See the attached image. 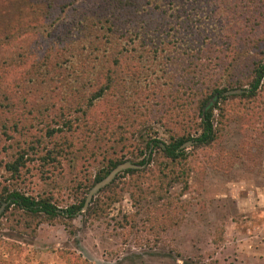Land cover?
Here are the masks:
<instances>
[{
	"label": "rangeland",
	"instance_id": "rangeland-1",
	"mask_svg": "<svg viewBox=\"0 0 264 264\" xmlns=\"http://www.w3.org/2000/svg\"><path fill=\"white\" fill-rule=\"evenodd\" d=\"M262 22L264 0H0V200L63 208L135 163L74 218L4 211L0 264H264Z\"/></svg>",
	"mask_w": 264,
	"mask_h": 264
},
{
	"label": "trees",
	"instance_id": "trees-1",
	"mask_svg": "<svg viewBox=\"0 0 264 264\" xmlns=\"http://www.w3.org/2000/svg\"><path fill=\"white\" fill-rule=\"evenodd\" d=\"M228 22L231 23L233 28L239 29L241 31L250 30L253 24L252 17H249L248 15H242L235 19L230 18ZM262 24H264V22H262ZM252 73H253V78H252V81L250 82L249 89H248L250 93H254L258 89L262 81L264 80V59L256 60L254 62ZM221 92L222 91L218 90V88H215L213 90V94L221 93ZM103 93L104 91L99 90L95 94L94 98L101 97ZM206 102L207 101L205 100L203 106L199 109V112L202 117V131L198 136H196L193 139L194 142L200 143V144L208 143L214 138L213 124L211 122V116H212L211 110H212L213 104L203 113V107L205 106ZM183 141L184 139L182 137L173 138L172 140H170L169 143H165L163 141L161 142V141H158L157 139H152L148 146L149 148H153V146H159L164 151L167 157L175 160L181 157L182 155H184L183 154L184 150L180 148ZM146 161H147L146 158H144L137 164L139 163L142 164V163H145ZM118 164L119 163H115L111 167H109L101 176H98L94 180L93 184L99 181L100 179H102L104 176H106V174ZM132 164L134 165L135 163H132ZM9 166L10 165H8V168ZM133 170L134 169L132 167L123 169V171L125 172H129ZM85 198L86 196H84L78 203L71 204L69 206L61 208V207L55 206L53 203H51L50 201L46 199H36L30 195L23 194L19 191L14 190V191H10L6 193L4 197H2V199L0 200V217L4 211L10 208H13V209L21 210L29 216H40L39 214L43 213L46 215L47 218L55 217L57 215H63L67 218L68 217L74 218L83 208Z\"/></svg>",
	"mask_w": 264,
	"mask_h": 264
},
{
	"label": "water",
	"instance_id": "water-1",
	"mask_svg": "<svg viewBox=\"0 0 264 264\" xmlns=\"http://www.w3.org/2000/svg\"><path fill=\"white\" fill-rule=\"evenodd\" d=\"M241 89H234V90H228L226 91V93H235V92H240ZM217 95H213L205 104V106L203 107V113L214 103V101L216 100ZM186 144H192V141H187L186 143L182 144L181 146H184ZM134 165L132 163H130V161H125L123 163H119L118 165H116L115 167H113L107 174L106 176H104L102 179H100L99 181L95 182L89 189L85 201H84V205L83 208L86 207V205H88L91 197L102 187H104L105 185H107L108 183H110L114 177L116 176V174L118 172H120L121 170L125 169V168H129V167H133Z\"/></svg>",
	"mask_w": 264,
	"mask_h": 264
}]
</instances>
